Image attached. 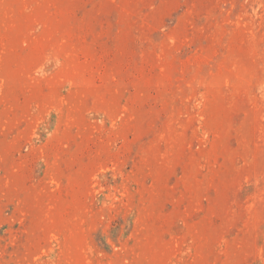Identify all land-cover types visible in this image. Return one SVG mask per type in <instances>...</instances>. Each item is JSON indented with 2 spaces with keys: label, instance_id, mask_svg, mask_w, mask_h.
<instances>
[{
  "label": "rangeland",
  "instance_id": "1",
  "mask_svg": "<svg viewBox=\"0 0 264 264\" xmlns=\"http://www.w3.org/2000/svg\"><path fill=\"white\" fill-rule=\"evenodd\" d=\"M0 264H264V0H0Z\"/></svg>",
  "mask_w": 264,
  "mask_h": 264
}]
</instances>
